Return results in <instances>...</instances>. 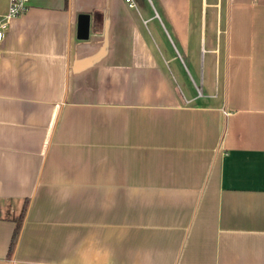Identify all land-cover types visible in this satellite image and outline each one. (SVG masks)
I'll use <instances>...</instances> for the list:
<instances>
[{"label":"crops","instance_id":"0c3cea01","mask_svg":"<svg viewBox=\"0 0 264 264\" xmlns=\"http://www.w3.org/2000/svg\"><path fill=\"white\" fill-rule=\"evenodd\" d=\"M133 3L10 20L0 264H264V0Z\"/></svg>","mask_w":264,"mask_h":264},{"label":"built area","instance_id":"2783aa9c","mask_svg":"<svg viewBox=\"0 0 264 264\" xmlns=\"http://www.w3.org/2000/svg\"><path fill=\"white\" fill-rule=\"evenodd\" d=\"M129 7H134L133 0H123ZM8 6L4 14L0 15V42L7 32L11 19L16 18L28 9L30 0H7Z\"/></svg>","mask_w":264,"mask_h":264},{"label":"water","instance_id":"95a60500","mask_svg":"<svg viewBox=\"0 0 264 264\" xmlns=\"http://www.w3.org/2000/svg\"><path fill=\"white\" fill-rule=\"evenodd\" d=\"M89 31V16L79 14L77 17V38L86 39Z\"/></svg>","mask_w":264,"mask_h":264},{"label":"trees","instance_id":"16d2710c","mask_svg":"<svg viewBox=\"0 0 264 264\" xmlns=\"http://www.w3.org/2000/svg\"><path fill=\"white\" fill-rule=\"evenodd\" d=\"M23 212H24V210H23ZM23 215V214H22ZM21 215V216H22ZM17 235H18V228L17 229H15V232H14V234H13V237H12V240H11V244H10V247H9V250H12V248H13V246H14V243H15V240H16V238H17Z\"/></svg>","mask_w":264,"mask_h":264},{"label":"rangeland","instance_id":"374dc122","mask_svg":"<svg viewBox=\"0 0 264 264\" xmlns=\"http://www.w3.org/2000/svg\"><path fill=\"white\" fill-rule=\"evenodd\" d=\"M197 82V81H196Z\"/></svg>","mask_w":264,"mask_h":264}]
</instances>
